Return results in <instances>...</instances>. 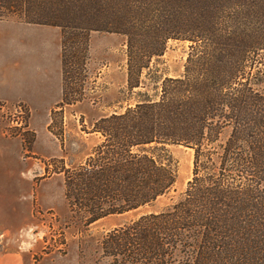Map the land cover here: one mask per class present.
<instances>
[{
	"label": "trees",
	"instance_id": "16d2710c",
	"mask_svg": "<svg viewBox=\"0 0 264 264\" xmlns=\"http://www.w3.org/2000/svg\"><path fill=\"white\" fill-rule=\"evenodd\" d=\"M8 14L61 28V107L73 102L67 74L85 64L91 30L127 35L131 87L140 86L132 60L141 74L170 39L190 41L182 76L98 120L102 140L57 172L71 211L92 223L170 191L168 147L192 148L182 196L107 231L104 253L116 264H264V0H0V18ZM76 45L82 55H69Z\"/></svg>",
	"mask_w": 264,
	"mask_h": 264
},
{
	"label": "rangeland",
	"instance_id": "374dc122",
	"mask_svg": "<svg viewBox=\"0 0 264 264\" xmlns=\"http://www.w3.org/2000/svg\"><path fill=\"white\" fill-rule=\"evenodd\" d=\"M3 18L25 21L15 14ZM28 36L21 29L19 38L25 40ZM190 45V41L170 39L164 53L146 62L149 66L141 74L132 60L131 82L140 77V86L131 87L127 35L91 30L85 64L77 62L69 67L65 87L67 98L73 102L64 104L63 111L30 110L24 103L9 106L0 101V125L5 136L17 137L20 144L19 156L12 158L3 149L8 143L0 141V215L3 221L19 226L12 230L14 241L29 253V264H116L102 247L106 232L141 215L159 212L182 196L192 178L194 161V150L183 145L168 147L178 172L170 191L137 209L92 223L71 211L64 174L57 171L83 161L102 140L101 134L93 132L98 120L135 105L145 98L144 93L158 98L166 77L182 76ZM81 49L82 45H76L68 53L81 56ZM257 87L264 92V76ZM48 121L54 135L45 126Z\"/></svg>",
	"mask_w": 264,
	"mask_h": 264
},
{
	"label": "crops",
	"instance_id": "0c3cea01",
	"mask_svg": "<svg viewBox=\"0 0 264 264\" xmlns=\"http://www.w3.org/2000/svg\"><path fill=\"white\" fill-rule=\"evenodd\" d=\"M0 23H6L0 25V47L3 53L0 56V101L9 106L17 102L24 103L30 110L52 112L58 108L63 111V107L58 106L63 96L61 28L15 18H0ZM21 29L29 35L25 40L19 38ZM50 125L48 121L45 126L54 135ZM17 139L15 136L7 138L3 124L0 125V141L8 143L3 144L8 157L19 156L20 144ZM16 228L19 226L3 221L0 215V232H5L7 241V247L0 250V264H29V253L23 250L19 242L14 241L12 230Z\"/></svg>",
	"mask_w": 264,
	"mask_h": 264
},
{
	"label": "built area",
	"instance_id": "2783aa9c",
	"mask_svg": "<svg viewBox=\"0 0 264 264\" xmlns=\"http://www.w3.org/2000/svg\"><path fill=\"white\" fill-rule=\"evenodd\" d=\"M6 234L5 232H0V250L5 248Z\"/></svg>",
	"mask_w": 264,
	"mask_h": 264
}]
</instances>
